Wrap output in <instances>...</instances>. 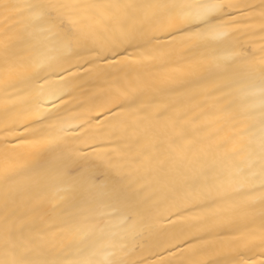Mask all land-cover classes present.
I'll list each match as a JSON object with an SVG mask.
<instances>
[{
	"label": "snow or ice",
	"instance_id": "6c2138e0",
	"mask_svg": "<svg viewBox=\"0 0 264 264\" xmlns=\"http://www.w3.org/2000/svg\"><path fill=\"white\" fill-rule=\"evenodd\" d=\"M0 264H264V0H0Z\"/></svg>",
	"mask_w": 264,
	"mask_h": 264
},
{
	"label": "bare ground",
	"instance_id": "6f19581e",
	"mask_svg": "<svg viewBox=\"0 0 264 264\" xmlns=\"http://www.w3.org/2000/svg\"><path fill=\"white\" fill-rule=\"evenodd\" d=\"M258 39V38H257ZM257 47L259 46V45H256Z\"/></svg>",
	"mask_w": 264,
	"mask_h": 264
}]
</instances>
